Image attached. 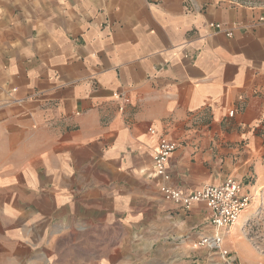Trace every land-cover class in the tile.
<instances>
[{
  "label": "crops",
  "instance_id": "0c3cea01",
  "mask_svg": "<svg viewBox=\"0 0 264 264\" xmlns=\"http://www.w3.org/2000/svg\"><path fill=\"white\" fill-rule=\"evenodd\" d=\"M237 1L0 0V264L204 248L210 208L166 201L153 155L178 144L169 184L185 190L264 158V5Z\"/></svg>",
  "mask_w": 264,
  "mask_h": 264
},
{
  "label": "built area",
  "instance_id": "2783aa9c",
  "mask_svg": "<svg viewBox=\"0 0 264 264\" xmlns=\"http://www.w3.org/2000/svg\"><path fill=\"white\" fill-rule=\"evenodd\" d=\"M238 5L257 7L263 4L248 0H238ZM264 22V15L259 17ZM210 26L221 28V24L210 23ZM228 35H232L229 31ZM148 131L156 135L157 131L150 126ZM178 144L167 138H160L153 155V176L159 179V186L166 201L172 202L189 210L193 203L204 202L210 208V217L205 223V231L198 244L211 251L221 252L224 256L229 250L224 249L228 229L236 222L241 214L249 207L253 196L243 190L242 182L235 177H227L222 184H209L202 187L185 190L169 184L171 173L168 162ZM236 258H234L235 260Z\"/></svg>",
  "mask_w": 264,
  "mask_h": 264
},
{
  "label": "rangeland",
  "instance_id": "374dc122",
  "mask_svg": "<svg viewBox=\"0 0 264 264\" xmlns=\"http://www.w3.org/2000/svg\"><path fill=\"white\" fill-rule=\"evenodd\" d=\"M242 186L245 192L252 194L253 199L242 213L240 224L228 229L223 250L228 249L229 254L224 256L221 252L207 248L200 250L192 248L190 254L177 253L172 262L174 260L175 264H244L237 254V244L254 247L260 254H264V158L260 159L256 169L245 177Z\"/></svg>",
  "mask_w": 264,
  "mask_h": 264
},
{
  "label": "bare ground",
  "instance_id": "6f19581e",
  "mask_svg": "<svg viewBox=\"0 0 264 264\" xmlns=\"http://www.w3.org/2000/svg\"><path fill=\"white\" fill-rule=\"evenodd\" d=\"M241 216H242V214H241ZM241 216H240V217H241ZM240 217L236 220V222L234 223V225H239V224H240V222H241ZM232 226H233V225H232Z\"/></svg>",
  "mask_w": 264,
  "mask_h": 264
}]
</instances>
